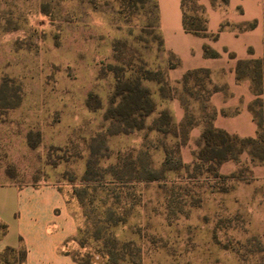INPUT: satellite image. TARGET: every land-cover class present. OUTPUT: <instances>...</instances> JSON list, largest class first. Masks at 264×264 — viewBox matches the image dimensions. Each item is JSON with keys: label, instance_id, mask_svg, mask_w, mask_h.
I'll use <instances>...</instances> for the list:
<instances>
[{"label": "rangeland", "instance_id": "obj_1", "mask_svg": "<svg viewBox=\"0 0 264 264\" xmlns=\"http://www.w3.org/2000/svg\"><path fill=\"white\" fill-rule=\"evenodd\" d=\"M172 64L154 0H0V186L56 184L86 264H264V141L218 175L195 168L199 139L160 114L202 116L193 83L164 86ZM137 96L156 105L143 120Z\"/></svg>", "mask_w": 264, "mask_h": 264}, {"label": "crops", "instance_id": "obj_2", "mask_svg": "<svg viewBox=\"0 0 264 264\" xmlns=\"http://www.w3.org/2000/svg\"><path fill=\"white\" fill-rule=\"evenodd\" d=\"M157 31L163 48L172 59L174 68H168L166 79L171 84L180 82L192 71L209 73V98L216 112V129L240 138H255L257 125L250 111L256 96L248 75L239 79L238 63L260 61L264 77V0H229L227 4L199 0L207 19V29L216 39L202 38L185 31L182 0H154ZM255 24L251 29L245 26ZM208 46L218 54L205 56ZM167 108L176 124L185 118L179 100L170 101ZM202 123L190 132L188 147L200 139ZM192 150V149H191ZM185 162L192 160L191 152L183 150ZM235 170L227 163L223 173ZM264 174V166L258 169ZM0 257L7 250L24 252L18 264H79L74 257L77 249L80 219L76 207L63 191L53 183L19 186H0ZM15 253V254H16ZM0 264H14L0 259Z\"/></svg>", "mask_w": 264, "mask_h": 264}, {"label": "trees", "instance_id": "obj_3", "mask_svg": "<svg viewBox=\"0 0 264 264\" xmlns=\"http://www.w3.org/2000/svg\"><path fill=\"white\" fill-rule=\"evenodd\" d=\"M213 3L220 2L221 4H227L229 0H212ZM199 0H196L198 5L197 12L198 15H195V10H188L187 0H182V10H183V27L186 32L193 35L202 37V38H212L216 39L217 35H210L207 29V19L204 15L203 8L198 4ZM255 24H249L245 26L246 29H251ZM160 47L163 52V42L158 34ZM204 53L206 57L216 58L218 54L212 51L208 46L204 48ZM176 64H172L169 68H174ZM237 72L239 79L245 75H248L251 79L252 91L256 96L255 101L250 106V111L253 115L254 121L257 125V136L255 138H240L238 136H232L228 133L218 130L213 125V120L215 118L216 112L211 108L209 104V98L212 94V90L208 88L209 73L207 71H192L184 75L183 79L177 83V85H182L183 91L188 93L187 95L193 97L192 93L187 89L188 85L193 83L194 89L199 92L196 101L202 103V116L198 121H187V117L180 125H176L173 120V117L168 109L162 110L160 113L167 121V126L169 129L165 131L166 134L178 138H187L189 132L199 125L203 124L204 130L199 139V148L200 150L194 154L195 161L193 165L195 168L199 169L200 164L207 163L211 164L212 168L210 172H214L215 175H218L216 168L219 167L222 163L228 160H236L244 151V146L246 144H261L264 141L263 128H264V77L262 70V63L260 61L255 62H243L238 63ZM203 76V77H201ZM165 87L169 89V82L165 80ZM162 92V89H161ZM143 96H137V115L143 120L145 116H148L156 111V105H153L149 99H146L152 108L150 111H146L143 103ZM138 128H143V125H138ZM161 132L160 129H156ZM183 145V144H182ZM264 161V155L260 158V162ZM2 231H6L7 227L4 225L0 226ZM80 232V228H79ZM77 242V239H76ZM78 243V242H77ZM9 253H16L13 250H7L0 259L6 260V255ZM20 262L22 263L24 259V252H20ZM75 260L79 264L84 263L77 254H74ZM6 262H8L6 260Z\"/></svg>", "mask_w": 264, "mask_h": 264}]
</instances>
